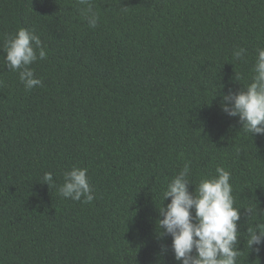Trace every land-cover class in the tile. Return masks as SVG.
<instances>
[{
    "label": "trees",
    "instance_id": "obj_1",
    "mask_svg": "<svg viewBox=\"0 0 264 264\" xmlns=\"http://www.w3.org/2000/svg\"><path fill=\"white\" fill-rule=\"evenodd\" d=\"M90 2L95 28L79 0H0V264H179L157 221L186 163L190 192L231 173L237 264H264L247 244L264 222V135L221 110L251 83L264 0ZM20 28L46 52L31 90L5 63ZM73 167L88 170L89 204L59 194Z\"/></svg>",
    "mask_w": 264,
    "mask_h": 264
},
{
    "label": "clouds",
    "instance_id": "obj_2",
    "mask_svg": "<svg viewBox=\"0 0 264 264\" xmlns=\"http://www.w3.org/2000/svg\"><path fill=\"white\" fill-rule=\"evenodd\" d=\"M79 2L86 5L83 15L89 26L95 28L99 15L93 10L92 3L90 0ZM4 51L7 68L19 73L25 90L42 85V80L35 77V71L30 67L46 58L38 35L20 28L15 34L6 36ZM245 51L243 48L234 50V59H243ZM256 51L251 83L239 92L229 91L221 98V110L229 117L238 116L242 129L252 137L264 135V48ZM190 171V165L186 163L163 191L164 201L171 198V202L166 208L159 209L162 219L157 221L158 237H171L174 259L179 264H237L241 255L238 250L241 233L237 223L241 219V209L234 206L231 173L217 167L216 176L202 178L190 192L189 187L193 186L189 179ZM87 172L86 168L78 167L67 170L59 194L74 201L91 203L94 195ZM42 180L43 184L51 186L52 173H44ZM247 234L248 247L257 246L255 250L258 253L264 246V222L247 228ZM166 251V247L162 248V252Z\"/></svg>",
    "mask_w": 264,
    "mask_h": 264
}]
</instances>
